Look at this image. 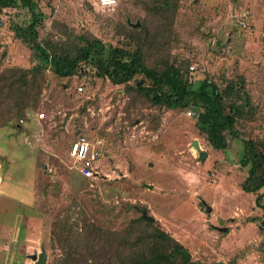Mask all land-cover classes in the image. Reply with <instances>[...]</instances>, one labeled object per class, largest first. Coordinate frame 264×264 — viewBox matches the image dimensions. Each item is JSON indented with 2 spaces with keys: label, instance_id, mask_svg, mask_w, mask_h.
<instances>
[{
  "label": "rangeland",
  "instance_id": "374dc122",
  "mask_svg": "<svg viewBox=\"0 0 264 264\" xmlns=\"http://www.w3.org/2000/svg\"><path fill=\"white\" fill-rule=\"evenodd\" d=\"M34 1L50 52L75 58L89 42L95 48L73 77L43 73L24 116L0 106V264H34L43 250L46 264H132L155 250L156 229L194 264H264L256 204L264 190L243 191L241 165L244 141L264 142V0ZM0 22V77L32 69L34 53L14 31L28 27L30 12L0 9ZM121 49L158 73L179 72L194 89L205 80L209 94L217 87L236 117L235 136L224 133L228 148L200 133L194 106L151 102L139 88L151 86L145 75L125 84L99 77L96 62ZM80 136L102 150L97 179L82 177L70 156Z\"/></svg>",
  "mask_w": 264,
  "mask_h": 264
},
{
  "label": "trees",
  "instance_id": "16d2710c",
  "mask_svg": "<svg viewBox=\"0 0 264 264\" xmlns=\"http://www.w3.org/2000/svg\"><path fill=\"white\" fill-rule=\"evenodd\" d=\"M18 6L30 12L31 23L25 28L17 26L14 31L17 37L22 38L31 47L37 64L29 70L8 69L0 77V106L6 107L9 116L15 113L20 117L38 102L41 81L38 84L37 81L43 73L51 70L60 78L75 76L81 63L89 59L95 45L89 42L75 58L67 53L50 52L39 41L38 28L43 23L44 14L38 4L34 0H0V9ZM110 7L106 6V8ZM96 68L99 77L107 76L114 84H125L137 75H145L151 81V86H144L140 83L139 88L156 105L166 106L170 110L194 106L195 110L200 112L196 123L197 128L202 135L206 136L209 144L217 150L228 148L224 133L228 132L235 136L236 117L226 115L225 103L223 104L222 95L217 87L213 88L212 94L206 91L210 85L206 80L196 83L194 89L179 72L168 70L158 73L146 67L138 56L126 53L122 49L117 50L115 55H109L107 60H98ZM31 73L35 79L30 81L28 75ZM162 86L170 88L172 93L169 96L159 93ZM237 111L240 113L239 109ZM241 165L249 170L242 185L243 191L256 194L264 190V142L245 140ZM262 197L264 198V193ZM260 200L261 197H258L256 204L264 210V205H261ZM154 222L155 220L153 222L146 220L145 224L151 226ZM261 229L264 230V221ZM150 239L155 242L152 246L155 250L134 258L132 264H173L175 261L179 264H194L188 250L165 231L156 229Z\"/></svg>",
  "mask_w": 264,
  "mask_h": 264
},
{
  "label": "built area",
  "instance_id": "2783aa9c",
  "mask_svg": "<svg viewBox=\"0 0 264 264\" xmlns=\"http://www.w3.org/2000/svg\"><path fill=\"white\" fill-rule=\"evenodd\" d=\"M117 0H99L100 5L113 6ZM1 24V22H0ZM245 25L244 23H242ZM80 91L83 88L79 89ZM70 156L78 165V171L85 178L97 179L100 175V163L103 158L101 149H97L86 136H80L70 149Z\"/></svg>",
  "mask_w": 264,
  "mask_h": 264
},
{
  "label": "water",
  "instance_id": "95a60500",
  "mask_svg": "<svg viewBox=\"0 0 264 264\" xmlns=\"http://www.w3.org/2000/svg\"><path fill=\"white\" fill-rule=\"evenodd\" d=\"M137 26H139V25H137ZM193 146L197 150L200 149V145H199V143L197 141H194ZM199 154H200V158L202 160L207 157V153L202 152L201 150H199ZM207 211L210 212L211 211V207H207ZM143 218L145 220H147V221H150V222L154 221V219L152 217H149L146 212H144ZM31 259L34 261V264H46L47 263V254L43 250L39 255H32Z\"/></svg>",
  "mask_w": 264,
  "mask_h": 264
},
{
  "label": "crops",
  "instance_id": "0c3cea01",
  "mask_svg": "<svg viewBox=\"0 0 264 264\" xmlns=\"http://www.w3.org/2000/svg\"><path fill=\"white\" fill-rule=\"evenodd\" d=\"M3 9H4V8H3ZM8 227H9V228L11 227V226H10V224H9V226H8ZM12 228H13V227H11V229H12ZM2 233H3V232H2V231H0V235H1Z\"/></svg>",
  "mask_w": 264,
  "mask_h": 264
},
{
  "label": "bare ground",
  "instance_id": "6f19581e",
  "mask_svg": "<svg viewBox=\"0 0 264 264\" xmlns=\"http://www.w3.org/2000/svg\"><path fill=\"white\" fill-rule=\"evenodd\" d=\"M199 150H200V149H199ZM199 150H198V151H199Z\"/></svg>",
  "mask_w": 264,
  "mask_h": 264
}]
</instances>
